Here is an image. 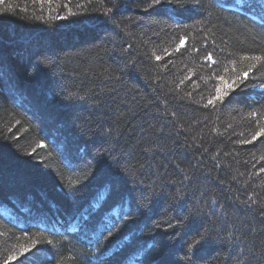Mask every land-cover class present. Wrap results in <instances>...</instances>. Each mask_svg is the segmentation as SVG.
<instances>
[{
  "label": "trees",
  "instance_id": "1",
  "mask_svg": "<svg viewBox=\"0 0 264 264\" xmlns=\"http://www.w3.org/2000/svg\"><path fill=\"white\" fill-rule=\"evenodd\" d=\"M261 129L264 0H0V264H264Z\"/></svg>",
  "mask_w": 264,
  "mask_h": 264
},
{
  "label": "snow or ice",
  "instance_id": "2",
  "mask_svg": "<svg viewBox=\"0 0 264 264\" xmlns=\"http://www.w3.org/2000/svg\"><path fill=\"white\" fill-rule=\"evenodd\" d=\"M240 3L242 4L243 3V0H240ZM184 41L182 40L181 41V44H183ZM208 59H211V57H207ZM157 59H160V57H157ZM255 59H259V58H255ZM251 69H249L250 71ZM248 78V73L247 72H244V73H241L239 76L235 77L234 80L231 82V83H226V89L221 91V90H217L218 91V95L217 97H214V100H223L224 96L228 95V92L230 90H234L235 87H237L238 83L243 81V80H246ZM223 79V78H221ZM209 103H213L212 100L209 101ZM262 133H264V129H261L259 132L256 133L255 136H253V140H255L258 136H260ZM46 145L43 144V142H41V144L38 145V147H45ZM33 152H35V149H33ZM109 235H111V233H109ZM36 242L33 241V245L35 244ZM198 243V241H197ZM29 251V247H24L22 248L21 250V255L24 254V253H27ZM16 258L15 257H9V260H15Z\"/></svg>",
  "mask_w": 264,
  "mask_h": 264
}]
</instances>
